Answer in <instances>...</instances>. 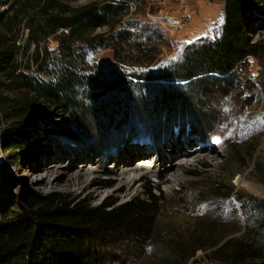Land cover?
<instances>
[{"label": "rangeland", "instance_id": "obj_1", "mask_svg": "<svg viewBox=\"0 0 264 264\" xmlns=\"http://www.w3.org/2000/svg\"><path fill=\"white\" fill-rule=\"evenodd\" d=\"M91 1L102 0H78L74 5ZM223 21L221 0L128 1L120 28L152 41L141 38L139 47L127 49L125 54L119 51V60L113 58L110 48L84 47L88 71L103 88L90 85L81 92L75 99L81 109L50 111L34 132L29 131L25 146L16 151L18 165L0 149V197L12 196L13 200L30 193H59L91 201L93 206L115 197L120 204L143 198L144 184H148L161 198L160 207L152 240L132 260L134 264H168L175 257L164 244L170 235L185 236L215 213L229 227L237 224L244 229V220L249 221L252 237L262 238L257 229L261 217L253 203L264 199V55L249 59V88L234 95L212 93L180 102L169 94L176 91L169 87H176L175 82L170 85L155 78L160 70L178 63L187 46L218 37ZM26 37L23 31L22 39ZM250 37L264 44V22ZM46 44L53 51L58 42L51 37ZM33 49L31 45L27 52ZM118 61L133 76L121 74ZM135 76L144 79L137 81ZM41 78L48 80L45 75ZM109 87L113 89L106 90ZM10 125L0 115V140ZM200 145L210 153L209 158L171 167L166 155L175 147L198 150ZM127 159H132L128 166L139 169L108 181L115 177L111 170L120 173L125 167L115 166L117 160ZM84 160L101 173L100 181L84 190L64 188L66 175ZM146 160L151 163L149 168ZM173 161L179 162L177 158ZM131 177L135 179L129 182ZM54 179L59 184L50 188L46 183ZM217 183H230L231 195L223 200L215 196L213 184ZM15 209L9 208L8 213ZM7 219L0 216V222ZM204 253L198 252L196 262L188 264H217L204 258Z\"/></svg>", "mask_w": 264, "mask_h": 264}, {"label": "trees", "instance_id": "obj_2", "mask_svg": "<svg viewBox=\"0 0 264 264\" xmlns=\"http://www.w3.org/2000/svg\"><path fill=\"white\" fill-rule=\"evenodd\" d=\"M77 1L0 0V115L12 123L4 130L0 149L13 165H18L16 151L25 146L29 131L36 130L50 111L78 109L75 99L80 93L90 85L100 86L88 71L84 47L110 48L119 60V51L125 54L142 40L152 41L120 28L130 0L74 5ZM221 1L224 21L219 36L187 46L178 63L155 77L176 83V87L169 86L176 90L169 93L172 100L188 97L193 102L191 96L234 95L249 88V59L264 55L261 39L250 37L264 22V0ZM23 31L27 32L24 40ZM51 37L58 42L53 51L46 44ZM31 45L33 52L28 53ZM122 64L117 63L120 73L133 76ZM41 75L48 80L43 81ZM153 190L145 183L143 198L118 204L115 197L96 206L59 193H30L13 200L4 195L0 216L8 219L0 222V264H134L132 260L143 252L155 230L161 198ZM232 192L230 183L213 184V194L222 200ZM8 203L9 208H16L10 213ZM253 207L261 217L257 229L262 238L252 237L249 221L244 220V229L237 224L229 227L215 213L185 236L170 235L164 244L175 257L168 264L194 263L200 251L217 264H264V199Z\"/></svg>", "mask_w": 264, "mask_h": 264}, {"label": "bare ground", "instance_id": "obj_3", "mask_svg": "<svg viewBox=\"0 0 264 264\" xmlns=\"http://www.w3.org/2000/svg\"><path fill=\"white\" fill-rule=\"evenodd\" d=\"M214 15H215V13H214ZM195 17L197 18V16H195ZM190 143H192V141L188 142V144H190ZM179 147H175L174 150L170 151L169 154L166 155V158L168 159V161L171 162L170 165L172 168L184 167L186 165H189V164H191V161H189L191 159L194 161V160H198V159H207L210 157V153L205 152L206 150L204 151V149H206L204 147V145H200V148L198 150H196L197 147H193V148L188 149V150H183ZM186 151H189V154H187ZM203 152H205V153H203ZM174 158L175 159L177 158L179 160V162H177V163H176V161L172 162V160ZM130 161H132V159H127L124 161L117 160V162L115 163V166L124 165L125 167L123 170H121L120 173L117 172L118 169H116V168L111 170V172L113 173V175L115 177L109 178L108 181L111 182L114 179H117L118 177H121L124 174H128V175L132 174V173L134 174L139 169V167L138 166L136 167L134 165L128 166V163H130ZM146 162L147 163H145V165L147 168H149L151 166V163H149V160H146ZM67 173H69V172H67ZM100 178H101V173L98 170H96L94 167L90 166V163H88L86 160H84V161H81V163L76 167V169L72 173L66 175V178H65L62 185L64 188H70V187L71 188L72 187L78 188L79 187L82 190H84V189L89 188L93 184H97L98 181H100ZM134 179H135V177H131L129 179V182H132ZM46 184H48V186L50 188H53V187L57 186L59 183H57V181L54 179L53 181H51V180L48 181Z\"/></svg>", "mask_w": 264, "mask_h": 264}]
</instances>
